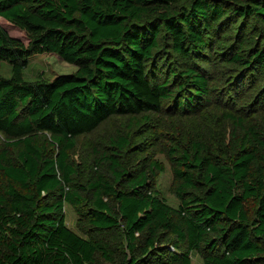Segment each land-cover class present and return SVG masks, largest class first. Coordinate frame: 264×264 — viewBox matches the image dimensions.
<instances>
[{
    "label": "trees",
    "instance_id": "16d2710c",
    "mask_svg": "<svg viewBox=\"0 0 264 264\" xmlns=\"http://www.w3.org/2000/svg\"><path fill=\"white\" fill-rule=\"evenodd\" d=\"M0 18L27 41L0 25V62L12 72L0 77V133L16 151L0 154V264H96L98 255L112 262L114 243L125 250L123 264H192L201 250L204 264H264V125L228 115L229 138L226 128L200 130L171 149L177 208L147 172L129 178L120 162L136 147L129 139H112L103 157L113 180L74 184L70 162L78 138L114 116L160 113L169 103L197 116L212 98L196 62L234 26L239 49L222 56L240 67L235 86L264 75V0H0ZM251 24L261 41L243 49ZM45 54L76 71L26 81L29 60ZM156 170L164 169L151 163ZM87 201L93 229L113 243L67 227L64 203Z\"/></svg>",
    "mask_w": 264,
    "mask_h": 264
},
{
    "label": "rangeland",
    "instance_id": "374dc122",
    "mask_svg": "<svg viewBox=\"0 0 264 264\" xmlns=\"http://www.w3.org/2000/svg\"><path fill=\"white\" fill-rule=\"evenodd\" d=\"M184 2L185 0H179L180 4ZM252 23L261 27L256 20H252ZM0 25L11 37L27 43L25 35L9 22L0 18ZM251 28L252 24L244 36H241L245 41L243 49H248L258 40L261 41L258 33L250 32ZM239 39V33H236V26H234L223 34V40L216 44L213 42V48L207 52L202 61L196 62L197 66L202 69L203 75L208 78L212 98L197 116L187 112H178L169 103L160 113L114 116L96 132L79 137L77 147L70 152V162L77 171L74 184L87 186L101 175L113 180L110 166L107 161L103 160V157L111 156L113 153L111 140L123 137L129 139L132 145H136L130 150L128 157L120 159L121 166L127 170L129 178L134 179L147 172L148 181L155 185V189L170 206L177 208L180 203L172 191L174 177L170 161L171 149H184L189 145L190 139L200 130L203 133L217 132L216 135H219V132L226 128V136L229 138L232 124L227 120L228 115L249 123L264 125V75L261 71L254 73V77L252 76L246 88L244 87L245 89L242 86H235L236 80L242 74L240 67L222 56L225 53L224 50L231 49L235 45L234 51H237ZM75 71V66L64 62L57 55H36L29 60L24 78L28 82H35L39 79L51 81L57 76L72 74ZM11 73V67L7 63L0 62V77L9 78ZM7 142V137L0 133V154L7 150L12 157H15L16 151L9 148ZM153 162L161 164L164 170H156L152 175L149 172V166ZM116 187L119 188L117 185ZM73 189L67 186L66 192H72ZM81 197L88 200L91 195L81 193ZM90 206L89 201L79 208L64 203L67 227L87 239L113 243L114 236L110 237L108 234L93 229L86 214ZM170 240L171 238L163 239L159 244L166 245ZM114 250L117 252L115 255L112 254V262L98 255L96 264H123L127 259L123 246L114 243ZM205 256V250L195 251L191 254V263L204 264Z\"/></svg>",
    "mask_w": 264,
    "mask_h": 264
}]
</instances>
